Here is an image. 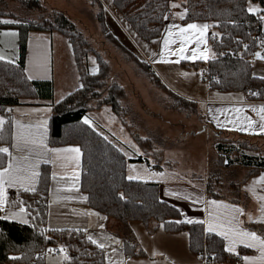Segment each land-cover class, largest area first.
<instances>
[{
	"label": "trees",
	"instance_id": "1",
	"mask_svg": "<svg viewBox=\"0 0 264 264\" xmlns=\"http://www.w3.org/2000/svg\"><path fill=\"white\" fill-rule=\"evenodd\" d=\"M90 1L102 7L100 20L117 42L132 56L146 63L109 30L101 0ZM113 1L115 8L140 37L150 41L161 35L164 26L162 16L165 15L168 0ZM254 1L259 2L264 8V0ZM247 2L248 0H185L189 13L187 20L184 21L200 19L216 22L215 26L221 32V36L215 38L212 34L210 36L211 46L217 53L215 60L184 61L183 65L196 71L204 68L209 75L218 76V82L212 84L217 88L239 91L254 89L262 93L259 98H264V80L254 77L252 72L255 39L262 36V21L258 19L260 15L247 12ZM2 18L20 21L16 24L20 35V61L15 64L6 60L0 61V113L9 119L11 114L7 109L19 104L22 99L53 98V82L29 80L24 61L31 30L62 33L71 43L83 87L53 105L49 119L50 143L80 146L83 153L81 187L88 195L90 206L125 226L133 221L145 224L155 221L170 230L186 229L190 233L193 250L203 253L217 263L233 261V255H227L222 251V238L215 234L209 238L203 232V225L173 223L181 219L180 211L161 199L159 184L154 181L128 180L127 158L124 152L92 126L84 123L83 118L88 112L100 111L105 106H110L111 112L118 116L120 100L113 90V84L107 83L110 77L108 65L100 56H97L99 64L97 74L90 73L87 68L84 59L90 49L76 23L61 10H47L40 0H0V19ZM244 44L249 46L247 50L244 49ZM241 49L244 51L242 55L239 54ZM221 52L225 55H219ZM149 70L154 81L166 88L160 78L151 71L150 66ZM93 101L96 102V106H93ZM191 104L195 105L192 102ZM139 138L136 137L135 140ZM262 155L264 156V153ZM244 158L241 166L248 170L247 175L264 169V157L246 155ZM232 165L238 164L234 161L227 163V166ZM42 172L49 174L47 188L41 183L36 194L25 193L23 190L19 193L20 198L30 205L27 209L30 213V223L0 220V264H42L44 258L38 257L37 254L56 245L66 246L75 254L71 261L66 262L67 264H104V252L87 239L84 231H52L47 228L50 166L43 165ZM218 183L220 180L216 175L207 179L205 190L209 196L234 202L244 198L243 181L231 184L230 196L221 193V185L216 189ZM249 227L259 230L262 226L252 223ZM126 244L127 252L132 253L134 246L128 237ZM213 251L217 254L215 259L208 254ZM14 254L17 255L15 256L17 259H12Z\"/></svg>",
	"mask_w": 264,
	"mask_h": 264
},
{
	"label": "crops",
	"instance_id": "2",
	"mask_svg": "<svg viewBox=\"0 0 264 264\" xmlns=\"http://www.w3.org/2000/svg\"><path fill=\"white\" fill-rule=\"evenodd\" d=\"M108 0H101L104 8L106 9V2ZM111 0H109L110 2ZM249 5V0L247 2V7ZM263 8L262 6H260ZM115 10H117L115 8ZM178 10L174 9L173 11ZM107 12V11H106ZM120 15V13H119ZM170 16V13L168 12ZM256 15H264V13H256ZM122 17L126 22L127 20ZM13 20V19H10ZM198 23H209L213 25L208 30V45L211 46L210 36L217 32V28L214 23L206 20H195ZM107 22V20H106ZM171 21V16L169 20H165L163 30L158 38H155L156 43L154 46L149 48H142L143 59L150 66L151 71L157 75L161 82L175 95L191 101L196 105V108L201 116L204 125L208 126L210 129L215 130L217 133H235L242 134L252 137H263L264 132H260L258 129L253 131H239L233 128L231 123L232 120L242 118L245 114L251 116L254 120H259V118L250 111L246 109L245 112L235 113L231 111L233 107H245L249 104H261L264 103V98H259L249 94V91H239V90H223L213 86L215 82H208L201 75V71H196L192 68L183 65L184 61L180 60L179 63H163L154 62L159 60V53L163 47V37L166 35L164 29ZM176 23H186V21L176 20ZM190 22V21H187ZM128 23V22H127ZM128 25H130L128 23ZM130 28L131 25H130ZM16 31L18 35L16 37H8L0 35V52H2L6 57H11L16 60V63L20 61V35L19 29L16 24H1L0 33L5 31ZM132 30V29H131ZM137 37H140L135 31L132 30ZM58 34H62L58 31H39L31 30L28 35L27 51L24 61V67L27 75H33L32 80H50L53 82L54 95L52 99H41V98H27L22 99L21 102L13 107H10L13 111L10 112L11 117L20 119L25 123H35L38 119L48 120V142L49 147H67V146H79L77 144H64V145H53L50 143V129H49V119L52 114L53 105L65 97H67L72 92L78 90L81 85V75L79 73L77 63L73 54V49L70 41L62 39ZM262 36L264 37V21H262ZM120 39V38H119ZM141 39V38H140ZM142 40V39H141ZM143 41V40H142ZM40 45L39 51L42 53V63L43 67L41 69H36L34 67V54L37 51L36 45ZM177 45H172L176 47ZM212 48V46H211ZM212 51L215 52L212 48ZM156 53V56L152 54ZM170 60L175 61L177 57L171 56ZM6 61H8L6 59ZM201 61V60H195ZM92 72V71H91ZM252 72L255 73L256 77L264 76V62L255 61L252 59ZM94 73V72H93ZM182 73H189V76H184ZM50 107V111H46ZM17 109L19 111H17ZM211 109L212 111H209ZM217 109H227L226 112H217ZM40 110V111H33ZM106 110V108L104 109ZM104 110L101 109L100 113L103 114ZM107 112V111H106ZM105 112V113H106ZM4 116V114L0 113ZM87 116H93L92 113H87ZM86 115L84 117H86ZM216 119H213V117ZM5 117V116H4ZM6 118V117H5ZM84 119V118H83ZM111 119V118H110ZM93 120V119H92ZM91 120V121H92ZM217 120L221 124H226L224 127L217 126ZM112 122L113 120H105V122ZM93 126L100 131V127L93 124ZM241 127H247L246 122L240 125ZM14 130V127L12 128ZM106 135V134H104ZM120 143L119 147L124 152L127 153V160H142L144 157L141 152H137V147L126 143L125 141L118 138ZM80 147V146H79ZM158 168H153L148 164L147 169L151 172L141 171L138 172L133 169L129 163L126 165L127 177L129 175H139L143 177L144 181H154L159 184V195L161 199L173 206H175L181 214V221H184L185 216L193 218L194 220H204L207 218V213L204 210L205 204L196 201V197L202 196L205 201H211L213 199L224 201L230 204H237L245 209L246 213H251L252 215L259 214V195H264V185L257 184L255 186L256 193L249 191V187L252 185V181L258 178L261 174H264V169L260 170L251 175L246 174L240 180L243 181L242 190L245 193L244 198L239 202L229 201L226 199L214 198L208 195L205 190V182L200 178H193L191 176L185 175L174 167H163L158 163ZM50 166V172L52 171V166ZM82 166V157H81ZM43 164L41 165L42 171ZM137 168V167H135ZM56 171L60 172L61 169L57 168ZM163 172L165 175L163 177L154 176L153 173ZM81 175L82 167L80 172V189L79 194L88 196L87 193L81 187ZM60 187L62 189L61 195H77L75 192L68 193L63 190V185L56 184L55 181L50 179L49 185V200H48V214H47V228L52 229H63V230H73L75 228L87 229L86 235H92L94 239H102L101 234L111 236L115 240H120L122 244H116L113 241H109V249L107 250L108 255H112L114 260H119L121 258L127 260L129 256L133 260H139L140 264H147L149 260H154L156 264H200L202 261L199 259L201 257L200 252L192 249L190 242V233L188 230L174 231L161 227L162 224H158L155 221L145 224L140 221H133L128 226L120 223L119 221L108 218L101 214L97 210L93 209L89 200L83 201L80 199L64 201L57 200L54 194V189ZM15 190H10V196L13 195ZM170 193H177L178 195H171ZM187 197V198H186ZM73 209L76 211L73 212ZM89 211L92 213H100V216L95 215L84 216L78 213H83ZM246 221L245 227H249L247 218L241 217ZM30 220V218L28 217ZM18 222V221H14ZM20 223V222H18ZM186 223V222H184ZM103 224L104 228H100L99 225ZM255 224V223H253ZM259 225V224H257ZM204 228L206 225H203ZM251 229V228H250ZM253 230V229H252ZM130 238L132 245L134 246V251L132 253L127 252L126 249V239ZM62 246V245H58ZM111 248H116L117 254L111 252ZM144 248L147 251L141 252L140 249ZM153 251L162 253L163 255H151ZM241 254H255L253 250H246L241 247ZM104 252V251H103ZM227 255H232L227 253ZM71 255V254H70ZM52 255H48L44 258L42 264H62L57 263L54 260H50ZM205 259L208 258L204 256ZM67 262V261H66ZM67 264V263H63ZM104 264H108V260L104 253Z\"/></svg>",
	"mask_w": 264,
	"mask_h": 264
},
{
	"label": "rangeland",
	"instance_id": "3",
	"mask_svg": "<svg viewBox=\"0 0 264 264\" xmlns=\"http://www.w3.org/2000/svg\"><path fill=\"white\" fill-rule=\"evenodd\" d=\"M40 1L47 10H61L76 23L90 49L84 59L90 73L97 74L99 71L97 56L108 65L110 77L107 83L113 84V90L119 96L120 113L116 116L111 112L110 106H105L102 108H106L103 114L100 113L101 110H93L88 112L93 116L86 117L93 119L92 124L88 125L102 135L106 134L104 136L119 149L121 143L118 138L135 145L137 152L145 153L142 160H127V164L137 167L133 169L138 172H151L147 169L148 164L158 168L157 164L160 163L163 167H174L185 175L203 179L206 183L209 177L216 175L220 180L216 189L221 185V193L230 196L231 184L240 181L246 174V168L241 166L244 157H264L263 137L218 134L204 125L195 105L154 81L149 66L126 51L105 28L99 16L103 9L98 3L92 4L90 0ZM171 2L172 0L167 1L165 14H168ZM175 2L188 7L185 0ZM249 2L261 6L254 0ZM106 5V9L103 8L109 30L120 38L124 46L145 61L142 48L154 46L156 40L147 41L137 37L130 25L120 17L122 14L115 10L114 1L108 0ZM34 15L36 17L37 13ZM212 23L216 25V22ZM216 33L221 34L219 30ZM58 35L66 39L62 34ZM243 52L241 49L239 54L242 55ZM92 103L96 106L95 101ZM110 118L113 120L111 123H104L107 119L111 120ZM93 124L103 131L95 128ZM136 137L140 138L135 140ZM230 161L238 165L227 166ZM50 255V260L66 263L62 262L63 255ZM15 256L17 255L14 254L13 257ZM69 256L73 258L75 254L71 252Z\"/></svg>",
	"mask_w": 264,
	"mask_h": 264
},
{
	"label": "snow or ice",
	"instance_id": "4",
	"mask_svg": "<svg viewBox=\"0 0 264 264\" xmlns=\"http://www.w3.org/2000/svg\"><path fill=\"white\" fill-rule=\"evenodd\" d=\"M178 9L177 11H173ZM168 12L171 16V21L165 26L166 35L163 37V47L159 53V60L154 62L163 63H179L180 60L188 61H209L215 60L217 53L212 51L210 45H208V30L213 25L209 23H198L195 20L186 23H176V20H187L189 8L183 7L182 4L176 3L175 0L169 5ZM248 13H264V8L259 5H255L249 2L247 7ZM170 16L165 14L162 19L169 20ZM259 20L264 21V15L258 17ZM19 20L0 19V24H17ZM0 35L8 37H16L18 33L16 31H5ZM213 37L220 36V33H213ZM239 43V42H238ZM172 45H177L172 47ZM260 45L264 48V38L260 39ZM244 49H248V45H243ZM37 51L34 54V67L41 69L44 65L42 63V53L39 51L40 45H36ZM156 56V53L152 54ZM219 55L223 56L225 53L221 52ZM255 58H259L264 61V53L256 51ZM175 56V61L170 60L169 57ZM8 60V62L15 64L16 60L11 57H6L0 52V61ZM95 71V69H94ZM203 70L201 71V75ZM184 76H189V73H182ZM255 77V73H253ZM29 80L33 79V75L29 74L27 77ZM264 80V76L256 77ZM83 87V85H81ZM250 95L259 97L262 95L260 92H252ZM246 109H250L259 120H254L251 116L245 114L242 118H237L231 121L233 128L239 131H253L257 129L260 132H264V103L259 105L249 104L245 107H233L231 111L235 113L245 112ZM50 107L46 111H50ZM8 112H12V109H7ZM17 111H19L17 109ZM40 111V110H33ZM209 111H212L209 109ZM217 112H226L227 109H217ZM213 119H216L214 116ZM247 124V127H241L242 123ZM85 124H92L89 117H84ZM218 127H224L226 124H221L217 120ZM14 127V130L10 131ZM107 139V137H105ZM83 153L79 146H67V147H49L48 142V120L38 119L35 123H25L20 119L11 117L6 119L0 115V220L4 221H18L22 224H29L30 205L20 198L19 193L21 190L25 193L36 194L39 191V185L45 184L47 188V181L49 174L41 171V165H51L52 171L50 173V179L55 181L56 184L63 185V190L68 193L75 192L77 195H61L62 189L56 187L54 194L57 200L70 201L80 199L87 201L88 196L79 194L80 189V172H81V157ZM127 155V153L125 154ZM135 168V165L131 166ZM59 168L62 171L58 172ZM154 176L163 177L165 173H153ZM128 180H139L143 177L139 175H129ZM257 184L264 185V174H261L258 178L252 181V185L249 187V191L256 193L255 186ZM10 190H15L12 196H10ZM171 195H178L177 193H170ZM187 198V197H186ZM259 214L252 215L246 213L245 209L237 204H230L220 200L205 201L202 196L196 197V201L205 204V211L207 218L204 220H194L185 216L184 221H174L173 223L179 224L186 222L189 224L199 223L206 225L203 232L211 238L212 234L222 238V251L232 254L238 260V264H264V195H259ZM76 210L73 209V212ZM84 216L95 215L100 216V213H92L85 211L78 213ZM247 218L248 223L259 224L262 227L259 230H252L245 227L246 221L241 217ZM107 219V217H103ZM100 228H104L103 224L99 225ZM163 227V225H161ZM74 231H81L80 228L73 229ZM46 231V230H42ZM52 231H63V229H52ZM87 231V229H83ZM102 239H94L92 235H88L87 239L96 244L99 249L104 251L108 260V264H140L139 260H133L131 256L127 260L121 258L114 260L112 255L107 254V250L110 247L109 241H113L116 244H122L120 240H115L111 236L101 234ZM241 247L246 250H253L255 254H241ZM49 252L57 251V249H49ZM59 252L63 253V261H71L72 257L69 256L67 248L61 247ZM141 252L147 251V249L141 248ZM207 252V247H205ZM113 254H117L116 248H111ZM163 255L153 251L151 255ZM213 259L216 257V253H208ZM17 259V257H12ZM202 262L205 257L201 254L199 258ZM147 264H156L154 260H149Z\"/></svg>",
	"mask_w": 264,
	"mask_h": 264
},
{
	"label": "built area",
	"instance_id": "5",
	"mask_svg": "<svg viewBox=\"0 0 264 264\" xmlns=\"http://www.w3.org/2000/svg\"><path fill=\"white\" fill-rule=\"evenodd\" d=\"M261 38H264V37H263V36H257L256 39H255V51H254V53H255L256 51H261L262 53H264V48H262L261 45H260V39H261ZM252 58H253V60H255V61H261V62H264V61L260 60L259 58H255L254 55H253ZM201 70H203V74H202V75H203V78H204L205 80H207L208 82H215V81H218L217 76H215V75H209V74L207 73L206 69H204V68L201 69ZM251 91H252V92H258L257 90H254V89H252ZM249 92H250V91H249ZM61 247H66V246H57V245H56V246L49 247L46 251L38 253L37 256H38V257H46V256H48V255H50V254L63 255L62 252H59V251H58ZM66 248H67V247H66ZM49 249H57V251L49 252V251H48ZM67 251H68V254L70 255V254H71V251H70L68 248H67ZM200 264H238V260H237V258L234 257V260L231 261V262L217 263V262L212 261V260L209 259V258H206V259H204V261L201 262Z\"/></svg>",
	"mask_w": 264,
	"mask_h": 264
}]
</instances>
